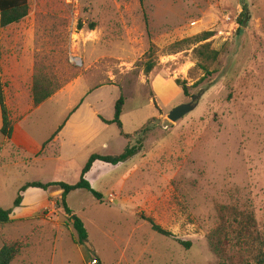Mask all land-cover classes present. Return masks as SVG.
<instances>
[{
	"label": "rangeland",
	"instance_id": "rangeland-1",
	"mask_svg": "<svg viewBox=\"0 0 264 264\" xmlns=\"http://www.w3.org/2000/svg\"><path fill=\"white\" fill-rule=\"evenodd\" d=\"M28 2L19 31L0 33L2 90L12 123L19 120L11 144L21 146L17 152L2 148L0 108V208L12 209L19 195L23 201L30 189L22 188L32 182L76 183L78 168L93 154L123 153L129 141L118 127L92 120L95 111L112 120L121 96L125 133L134 136L149 123L154 128L138 156L119 166L95 165L87 180L104 203L85 190L67 197L86 226V244H78L71 217L59 205L61 193L51 188L59 210H44L46 222L31 218L5 229L8 241L25 244L12 264H219L209 235L222 224L220 209L231 235L224 242H233L228 254L243 247L236 218L250 215L264 231V0ZM205 33L213 36L204 43L221 55L211 76L197 84L205 73L194 49L204 43L192 41ZM40 69L63 87L31 111ZM201 91L194 112L176 123L168 119ZM84 120L91 142L81 131ZM62 126L58 141L39 156ZM144 218L174 238L155 232Z\"/></svg>",
	"mask_w": 264,
	"mask_h": 264
},
{
	"label": "trees",
	"instance_id": "trees-1",
	"mask_svg": "<svg viewBox=\"0 0 264 264\" xmlns=\"http://www.w3.org/2000/svg\"><path fill=\"white\" fill-rule=\"evenodd\" d=\"M29 13L30 6L28 0H0V27L4 29L14 24H20L29 16ZM247 20L248 17H246V14L242 13L241 17L239 18V24L245 27ZM79 29H83V26L79 25ZM89 29L93 31L95 29V25H90ZM212 36V33H205L193 40L192 43L196 45L204 43L208 41ZM181 44L183 43H178L175 46L179 48ZM194 54L199 60L198 66L205 73V76L197 83L200 84L201 82L206 80L207 76H211V74L213 73V71H211V68L218 62L221 53L212 50L210 43H204L194 49ZM1 56L2 54L0 50V61ZM153 67L154 65L150 64L148 66L147 73L151 72ZM1 76L2 74L0 67V108L3 117V126L1 129V133L7 139H11L13 134V123L5 102V95L2 90ZM62 87L63 85L61 83L56 81V79L46 75L45 73H43V70L40 69V71L35 74L33 81L32 97L34 108H38L39 106L44 104L54 95H56L62 89ZM189 88L191 87H189L186 82L182 83V90L185 95L189 94ZM124 105L125 99L123 96H121L116 102L114 117L112 120H106L105 118L99 116L101 121L105 124L116 125L120 130L121 135L129 141L123 153L118 156L93 154L89 158L86 166L82 169L79 180L74 184H67L64 182H32L24 186L21 191L23 192L28 188H39L44 190L45 192H49L51 188H56L62 191L63 193L61 194L59 205L65 211V213L71 217L73 228L77 234L78 244L80 245H84L88 242V231L84 222L77 215H74L73 211L69 208L67 197L72 192L85 190L90 192L97 201H99L100 203H104V195L94 190L91 183L87 180V176L92 170L94 164L96 162H101L111 166H118L119 164L130 161L142 152L145 140L144 138L154 128V125L152 123H149L139 133H136L138 138L134 140L133 138L134 136L136 137V134L132 136L125 133L123 130L121 117L123 114ZM62 129L63 126L52 136V138L48 141V143L44 145V147L47 144L51 143ZM54 199L56 198L50 196V200ZM21 203L22 196L19 195L14 202L13 208H18ZM13 208L8 210L0 208V227H4L5 225L11 223L10 216L13 212ZM219 211L221 214L222 224L209 235L210 246L213 252L219 258V264H264V231L261 233L257 231L252 216L239 214V216L241 215V218L235 219V224H238L236 228L240 229L239 232L241 236V238H238L237 240L243 243V247L240 252H244V254L240 252L237 254H228V250H226V248L228 246H233V242H224V239L229 238V236L231 237V235L228 229V220L225 218L226 213H224L222 209H220ZM144 220L152 225V228L155 232L165 237L174 238V234L171 231H168L163 227L157 225L154 220L146 218H144ZM181 243L187 248H190L192 246L191 243L182 241ZM24 247L25 244L23 241H3L2 248L0 250V264H12L18 254H20V252L24 249Z\"/></svg>",
	"mask_w": 264,
	"mask_h": 264
},
{
	"label": "crops",
	"instance_id": "crops-1",
	"mask_svg": "<svg viewBox=\"0 0 264 264\" xmlns=\"http://www.w3.org/2000/svg\"><path fill=\"white\" fill-rule=\"evenodd\" d=\"M19 24H14V25H11V26H9V27H7V28H4V29H2L1 27H0V33L3 31L4 32V34H8V33H11V32H13V31H16V32H18L19 30H17V26H18ZM14 28V29H13ZM14 35H17V33L16 34H14ZM17 36H20V35H17ZM59 93V92H58ZM57 93V94H58ZM55 96V95H54ZM53 96V97H54ZM52 97V98H53ZM52 98H50V99H52ZM49 99V100H50ZM40 107V106H39ZM38 107V108H39ZM38 108H33V109H31V111H33V110H35V109H38ZM81 111V109H78V110H75L74 112H73V114L71 115L72 117H71V119L74 117V116H77L78 115V113ZM27 114V113H26ZM25 114V115H26ZM23 115L21 118H20V120L22 119V120H24L28 115ZM97 117H99V114H98V112L97 111H95V112H92V120H95ZM71 119L70 120H68V124H67V126L70 124V122H71ZM100 119V118H99ZM92 120H90V121H92ZM19 121V120H18ZM18 121H16V122H18ZM86 121L87 120H84V122H83V125H82V128H81V131L82 132H84V133H87L88 132V134H87V138H88V141L89 142H91L92 141V137H93V131H91L90 130V132H89V130L88 129H90V126L88 127L87 125V123H86ZM16 122H14V124L16 123ZM79 122V121H78ZM77 122V123H78ZM14 124H13V134H12V138L11 139H7L6 137H4V141H3V144H2V148H5V146H10L11 147V150H13L14 152H17V151H19V148H21V146L18 144H11V141H13L14 140V137H15V131H14ZM66 126V127H67ZM65 127V128H66ZM88 127V128H87ZM65 128H64V130H65ZM76 128H78L79 129V126L78 125H76ZM63 130V131H64ZM62 131V130H61ZM62 131V132H63ZM61 132V133H62ZM90 139V140H89ZM55 140L56 141H58L57 140V137L52 141V142H55ZM51 142V143H52ZM48 143V142H47ZM50 144V143H49ZM49 144H47L45 147L43 146V149H42V151L40 152V154H39V156H41V154L42 153H45V151L47 152V150L49 149V147L48 146H50ZM104 148H108V146L106 145V144H104V146H103ZM1 148V149H2ZM1 153H3L4 152V149H2L1 151H0ZM61 155L62 154H60V161L59 162H63V163H65L66 164V162H67V159L65 160V161H62V159L63 158H61ZM64 160V159H63ZM69 160V159H68ZM97 163H99V162H96L95 164H94V166H93V168H92V170L89 172V174H88V176L93 172V170H94V168H95V165L97 164ZM61 165V164H60ZM63 165V164H62ZM119 165H121V164H119ZM118 165V166H119ZM79 169V174L81 173V171H82V169H83V167L82 168H78ZM80 176V175H79ZM87 176V177H88ZM30 190H28V191H26L25 193H24V196H23V201H22V203H21V205H20V207H18V208H15L14 210H13V212H12V214H11V216H10V219H11V223H9V224H7V225H5L4 227H0V250H1V248H2V242L3 241H8L6 238H5V235H4V232H5V229L7 228V227H9L10 225H13V224H15V221H26L27 219H31V218H37L38 219V222L39 223H41V224H43L44 222H46L44 219H40V216L42 215V213L44 212V210H46V209H48V208H50L52 211H54V210H59L58 209V207H57V205H56V202L54 201V200H50V196H52V194L50 193V192H45L44 190H42V189H39V188H29ZM30 195V196H29ZM34 196V197H33ZM33 198H36L37 199V203H32L33 201H31ZM32 207H35V208H32ZM26 208H29V209H31V210H29V215L28 216H16V215H19V213H21L22 212V210L24 209H26ZM70 208V207H69ZM71 209V208H70ZM72 210V209H71ZM26 211V210H25ZM24 212V211H23ZM36 215H38L37 217H35ZM75 215V214H74ZM12 241V240H11ZM14 241H16V240H14Z\"/></svg>",
	"mask_w": 264,
	"mask_h": 264
},
{
	"label": "water",
	"instance_id": "water-1",
	"mask_svg": "<svg viewBox=\"0 0 264 264\" xmlns=\"http://www.w3.org/2000/svg\"><path fill=\"white\" fill-rule=\"evenodd\" d=\"M201 95H202V91L198 93L196 96H194L190 103L182 104V105L175 107L168 115V119L176 123L182 120L183 118H185L187 115L194 112L200 102ZM58 192L61 194L63 193L60 190Z\"/></svg>",
	"mask_w": 264,
	"mask_h": 264
},
{
	"label": "built area",
	"instance_id": "built-area-1",
	"mask_svg": "<svg viewBox=\"0 0 264 264\" xmlns=\"http://www.w3.org/2000/svg\"><path fill=\"white\" fill-rule=\"evenodd\" d=\"M97 260H94L92 263H90V264H97Z\"/></svg>",
	"mask_w": 264,
	"mask_h": 264
}]
</instances>
